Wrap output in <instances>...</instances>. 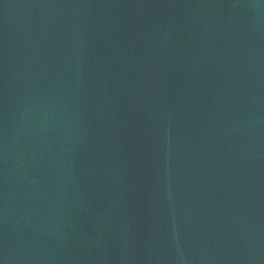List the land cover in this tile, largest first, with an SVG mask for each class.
<instances>
[{
    "label": "water",
    "instance_id": "obj_1",
    "mask_svg": "<svg viewBox=\"0 0 264 264\" xmlns=\"http://www.w3.org/2000/svg\"><path fill=\"white\" fill-rule=\"evenodd\" d=\"M0 264H264V0H0Z\"/></svg>",
    "mask_w": 264,
    "mask_h": 264
}]
</instances>
